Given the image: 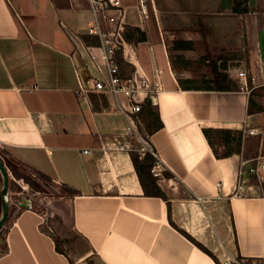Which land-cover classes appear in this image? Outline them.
Segmentation results:
<instances>
[{
	"label": "crops",
	"instance_id": "0c3cea01",
	"mask_svg": "<svg viewBox=\"0 0 264 264\" xmlns=\"http://www.w3.org/2000/svg\"><path fill=\"white\" fill-rule=\"evenodd\" d=\"M122 1L133 48L130 60L118 55L123 72L163 70L164 89L155 104L144 105L140 120L171 173L159 181L167 197L147 193L133 151L116 149L127 119L113 109L112 96L76 94V70L90 75L96 43L87 33L89 0H0V150L71 191L63 230L48 234L40 228L43 217L24 209L0 264H71L90 255L103 264H218L181 229L220 262L264 261V179L250 175L245 192L232 196L242 162H264V85L250 94L240 86L183 88L179 80L195 78L194 65L174 59L180 53L198 60L219 44L245 49L246 67L264 71V0H248L241 14L234 0H147V18L139 0ZM171 4L182 13L180 24L167 14ZM177 39L192 40L193 48L173 49ZM204 128L257 133L244 134L229 155L219 147L217 155ZM57 236L70 238L64 249Z\"/></svg>",
	"mask_w": 264,
	"mask_h": 264
},
{
	"label": "built area",
	"instance_id": "2783aa9c",
	"mask_svg": "<svg viewBox=\"0 0 264 264\" xmlns=\"http://www.w3.org/2000/svg\"><path fill=\"white\" fill-rule=\"evenodd\" d=\"M89 3L93 23L87 33L96 38V43L90 44L92 49L90 62L87 65L91 71L90 75L83 77L80 71L76 70L78 80L76 94L83 99H87L88 94L92 92L112 96L114 99L113 109L123 114L127 119V126L122 131L125 140L118 141L116 149L136 152L141 158L152 155L154 157L151 168L153 175L157 177L158 181L165 180L166 165L150 139L142 131L140 120L144 105L155 104L157 96L164 89L163 70L157 68L154 75H149L136 66L130 73H124L118 55L122 53L124 58L130 60L133 49L125 36L128 24L127 7L122 0H89ZM139 10L145 18L149 16L147 0H139ZM230 74L249 94L252 91L251 88H248L249 78L255 83V86L264 85V71L261 68L252 72L250 77L245 69L234 70ZM256 133L257 130L254 128H244L243 130V135ZM0 157L7 166L1 153ZM250 175H256L260 181L263 180L264 162L258 165H248L246 161L242 162L237 188L232 196H241L245 192L247 178ZM217 186L220 189L222 184L219 183ZM198 200L204 201L202 197H198ZM245 259L248 260L245 257H240V259L231 257L226 259L223 264H247ZM252 261L254 264H264V261L261 260L254 259Z\"/></svg>",
	"mask_w": 264,
	"mask_h": 264
},
{
	"label": "rangeland",
	"instance_id": "374dc122",
	"mask_svg": "<svg viewBox=\"0 0 264 264\" xmlns=\"http://www.w3.org/2000/svg\"><path fill=\"white\" fill-rule=\"evenodd\" d=\"M171 2L172 0L169 3ZM173 3H181V1L176 0ZM170 7L171 11L167 13L168 16L171 18V21L180 24L182 22V13L172 11V9H175L177 5L174 6V4H171ZM209 48H211L209 51L211 54H208V52L206 54H202L198 59L200 60V63L191 68L193 77L199 79L202 85H205L206 82L210 83L212 81V84L216 85L214 80L218 69H220V72L228 74L229 77L235 80L238 84H240V82L235 77L233 78L231 76V71L245 69L248 73V77L252 75V72H256L253 69L246 67L245 57L247 52L245 49H242L241 47L232 48V46L229 48L228 46H221L219 44H213ZM171 55L173 56V52ZM260 86H255V83L252 82L251 78H249V89L251 88L253 91ZM215 141H218V138H215ZM220 151H222V148H220ZM0 153L8 163H11V166L7 164L11 177L10 190L8 194L10 214L7 222L0 231V254H2L7 250L6 237L11 231L17 217L24 209L36 211L43 217L40 228L48 234L54 235V232L58 233V231L63 230L64 226L69 223L68 212H66L67 209L63 201L71 196V191L34 170L12 163L10 156H8L7 152L4 150H0ZM2 186L3 180L1 179L0 190L2 189ZM26 199H29L31 203L27 206H22V203ZM69 239L70 238L66 239V236H57L59 248L64 249V244L66 242L69 243ZM234 257L240 259L238 256ZM244 261L247 264H254L251 259H245ZM71 264L103 263L95 255H90L81 257L80 259L79 257L71 258Z\"/></svg>",
	"mask_w": 264,
	"mask_h": 264
},
{
	"label": "trees",
	"instance_id": "16d2710c",
	"mask_svg": "<svg viewBox=\"0 0 264 264\" xmlns=\"http://www.w3.org/2000/svg\"><path fill=\"white\" fill-rule=\"evenodd\" d=\"M248 9H249L248 0H234L233 11L235 13L241 14V13L247 12ZM144 38H145L144 35L139 36V39H144ZM172 48L173 49H191L193 48V41L177 39V40H174ZM210 50L211 48L208 47L207 48L208 54L209 53L211 54V52H209ZM174 59H175V62H178L184 68L189 67L191 65H197L200 63V60L187 59L183 54H180V53L175 54ZM215 76L216 77H215L214 82H216V85H213L211 82L210 83L206 82L205 85H202L200 83V80L197 78H186V79H180L179 81L183 88H188V89L239 88V85L234 84L228 74L216 71ZM204 133L209 139L217 155H221L218 150L219 147H222V151H221L222 155L231 154L234 150H236L241 145L242 138H243L242 131H233L231 129L204 128ZM215 138L216 139L218 138V141H215ZM132 158H133L135 167L139 173V177L141 179V182L146 192L150 194H154V195L167 197V194L162 189V185L159 183L157 177H155L151 171V168L154 163V157L152 155H147L145 158L146 160H143L139 157L138 153L133 152ZM164 173L167 176H170L171 174L166 170L164 171ZM181 231H183L185 235H187L191 240H193L199 247H201L203 250L209 253L218 264H223L207 247H205L201 242L196 240L191 234H189L183 229H181Z\"/></svg>",
	"mask_w": 264,
	"mask_h": 264
},
{
	"label": "water",
	"instance_id": "95a60500",
	"mask_svg": "<svg viewBox=\"0 0 264 264\" xmlns=\"http://www.w3.org/2000/svg\"><path fill=\"white\" fill-rule=\"evenodd\" d=\"M0 172L2 175L3 186L1 189V215H0V231L4 227L5 223L9 218V211H10V202L8 198L9 190H10V176L7 166L5 165L4 161L0 157ZM31 202L29 199L24 200L22 206H27ZM56 233L54 232V235Z\"/></svg>",
	"mask_w": 264,
	"mask_h": 264
},
{
	"label": "bare ground",
	"instance_id": "6f19581e",
	"mask_svg": "<svg viewBox=\"0 0 264 264\" xmlns=\"http://www.w3.org/2000/svg\"><path fill=\"white\" fill-rule=\"evenodd\" d=\"M9 213H10V211H9Z\"/></svg>",
	"mask_w": 264,
	"mask_h": 264
}]
</instances>
